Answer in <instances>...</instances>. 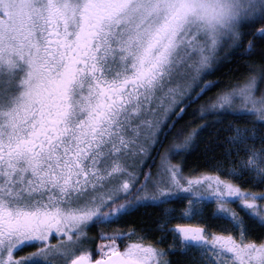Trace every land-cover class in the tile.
<instances>
[{
	"label": "snow or ice",
	"instance_id": "1",
	"mask_svg": "<svg viewBox=\"0 0 264 264\" xmlns=\"http://www.w3.org/2000/svg\"><path fill=\"white\" fill-rule=\"evenodd\" d=\"M254 27L245 54L264 44V0H0V264H264V62L177 127ZM225 121L222 157L186 173L182 154ZM184 197L181 218L215 201L226 224L173 226L163 207L124 230Z\"/></svg>",
	"mask_w": 264,
	"mask_h": 264
},
{
	"label": "trees",
	"instance_id": "2",
	"mask_svg": "<svg viewBox=\"0 0 264 264\" xmlns=\"http://www.w3.org/2000/svg\"><path fill=\"white\" fill-rule=\"evenodd\" d=\"M258 27V26H257ZM256 31V28H250L247 30L248 34L244 37L241 46L239 48H235L234 50H225L219 52V56L222 58V62L220 64L219 70L210 77H205V79H218L220 83L216 85V87L212 88L209 92L205 93L204 96H201L200 99L191 104L187 112L183 115V118L177 122V127L179 128L181 125L184 126L186 131H190L193 128H196L198 125L203 123L200 119L199 115V106L202 102L206 101L208 96L214 95L218 89L222 88L225 84H227L230 80L235 81L240 79L242 76L246 75L247 70L250 66L251 61H255L257 63L264 62V44H261L259 41L255 44L253 51L251 54H245V48L247 47L248 41L252 38V32ZM231 51L230 56H226V53ZM206 119H211V117H207ZM225 121V124L226 125ZM223 125H212L209 124V127L205 130L201 131L199 135L195 138L196 142L191 146V149L182 154V158L184 160L185 172L187 173L190 169L204 170L209 164H211L212 157H216L220 159L222 157L223 149L220 145L221 140L219 139L222 133L217 134L218 128ZM175 132V129L173 130ZM172 135L171 133L169 134ZM219 139V141L217 140ZM169 141H165V145H167ZM181 159V157H176L174 162ZM176 201V200H175ZM173 201L172 203H174ZM172 209H175L177 206H173L170 204ZM167 206V205H166ZM166 206H144L137 209L131 215L125 218L127 223L124 225V230L127 231L129 225H135L138 229L145 227L147 225H152L157 222L162 214V208ZM198 208H202V211H199L196 215L192 216L189 220L191 221V225H202L207 224L211 227L217 228L222 225V222L218 220V217H214L212 215L213 208L212 207H203L197 206ZM179 208V207H178ZM179 210H181L179 208ZM174 219L171 220V224L175 226L176 224H185L186 219L180 217V213L176 211L174 215H172ZM103 226H98L92 229L89 232L90 237H97L100 231V228ZM113 227L109 226L105 228L106 231H112ZM160 233H149L148 239H155L156 236H159ZM130 240H136L135 236L126 237L124 240L120 241L121 247L124 244L128 243ZM172 240L171 235L165 240L164 244L161 247H166ZM95 244L101 243V241L97 238L94 241ZM31 250V249H26ZM20 253H18L19 255ZM95 258V257H93ZM172 264H194V260L198 261V255H195L187 252L184 254L180 253H169L168 257Z\"/></svg>",
	"mask_w": 264,
	"mask_h": 264
},
{
	"label": "rangeland",
	"instance_id": "3",
	"mask_svg": "<svg viewBox=\"0 0 264 264\" xmlns=\"http://www.w3.org/2000/svg\"><path fill=\"white\" fill-rule=\"evenodd\" d=\"M225 50H227V48H222L220 51H225ZM226 124H227V122H226ZM226 125H223L222 127H220V128H218V129H222L223 127H225ZM220 133H222V135H221V137L219 138L220 140H222V138L224 137V136H227L228 135V133L227 132H224V131H220ZM219 139H217L218 141H219ZM173 206H177L174 210V212L172 213V215H174L175 213H176V211H177V213L179 212V213H181V211L184 209V208H186L187 207V205H188V197H184L183 199H176V201L174 202V203H171ZM197 206H203V207H207V206H209V207H212L213 208V211H212V214H213V212L214 211H216V209H217V205H216V202L215 201H213V202H211V203H205V204H202V205H197ZM166 207H169V208H171L172 209V207H171V205H167ZM181 209V210H179V208ZM163 209V208H162ZM174 219H177V218H174ZM173 220V219H172ZM187 221H186V223L185 224H190L191 223V221L189 222V220L188 219H186ZM218 220L219 221H221L222 222V224H226V221H224V220H222V219H220L219 217H218ZM191 225V224H190ZM179 248V246H177V249ZM180 253V254H184V253H181L179 250H177V251H175V252H171V254H174V253ZM189 252L190 253H192V251L191 250H189ZM193 254V253H192Z\"/></svg>",
	"mask_w": 264,
	"mask_h": 264
}]
</instances>
